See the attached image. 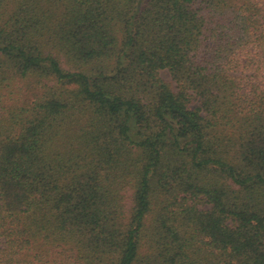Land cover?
Segmentation results:
<instances>
[{"label": "trees", "instance_id": "obj_1", "mask_svg": "<svg viewBox=\"0 0 264 264\" xmlns=\"http://www.w3.org/2000/svg\"><path fill=\"white\" fill-rule=\"evenodd\" d=\"M0 264H264V0H0Z\"/></svg>", "mask_w": 264, "mask_h": 264}, {"label": "rangeland", "instance_id": "obj_2", "mask_svg": "<svg viewBox=\"0 0 264 264\" xmlns=\"http://www.w3.org/2000/svg\"><path fill=\"white\" fill-rule=\"evenodd\" d=\"M160 76L166 83H168L172 87V89L176 90L177 84L173 80V78H172V76L168 70H162L160 72Z\"/></svg>", "mask_w": 264, "mask_h": 264}]
</instances>
